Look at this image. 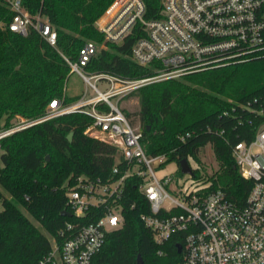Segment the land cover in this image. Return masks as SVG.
<instances>
[{
  "label": "trees",
  "instance_id": "trees-1",
  "mask_svg": "<svg viewBox=\"0 0 264 264\" xmlns=\"http://www.w3.org/2000/svg\"><path fill=\"white\" fill-rule=\"evenodd\" d=\"M114 1L23 0L32 15L40 14L56 30L52 44L35 28L27 35L12 30L14 12L0 0V130L14 126L21 118H40L54 98L71 105L82 97L68 94L66 84L71 74L69 60H78L87 41L107 46L99 47L85 65L90 73L108 72L124 79L152 73L131 58L134 43L146 34L140 22L118 43L106 40L97 28L96 20ZM143 1L146 19L162 16L163 0ZM134 93L139 97V110H123L128 118L138 116L148 154H165L164 164L176 162L180 174L179 160L193 158L211 180L208 191L222 189L231 200L245 201L252 181L241 174L233 148L239 141H249L264 120L257 112L264 108V56L150 83ZM92 123L90 115L75 111L1 139L0 264H37L50 251L51 238L61 240L60 232L68 221L86 223L103 214V207H91L80 219L67 196L68 187L81 175L102 182L119 176L113 172L118 147L86 133ZM71 131L74 135L69 141ZM208 144L219 163L212 174L200 158ZM119 164L122 170L126 168L124 162ZM140 180L127 179L120 200L125 221L106 234L92 264H139V254L143 264H176L179 260L177 244L183 238L175 234L159 244L142 219L150 213V204L139 189Z\"/></svg>",
  "mask_w": 264,
  "mask_h": 264
},
{
  "label": "built area",
  "instance_id": "built-area-1",
  "mask_svg": "<svg viewBox=\"0 0 264 264\" xmlns=\"http://www.w3.org/2000/svg\"><path fill=\"white\" fill-rule=\"evenodd\" d=\"M5 1L14 12L12 30L27 35L35 28L50 43L56 42L57 32L46 18L32 15L23 0ZM145 9L143 0H115L96 26L106 40L118 43L140 22L146 34L134 43L131 58L151 74L124 79L88 72L85 65L99 46L87 41L78 60L69 64L71 72H78L96 93H85L71 105L54 98L40 118L0 130L1 149V139L18 129L81 111L93 118L86 133L119 149L113 169L117 178L102 182L81 175L68 187V200L78 218H85L91 207H103V214L86 223L68 221L61 240L52 237L50 251L37 264H92L106 234L125 221L120 200L129 177L141 179L139 189L150 204V213L142 219L156 242L164 244L175 234L183 238L177 244L181 256L176 264H264V120L249 141H239L233 148L241 174L252 181L245 201L238 203L222 189L208 191L211 180L193 158L188 160L191 173L165 172L166 155L146 152L142 130L120 106L124 97L150 83L263 57L264 0H163L162 16L150 20ZM257 112L264 116L262 106ZM121 162L126 164L124 170Z\"/></svg>",
  "mask_w": 264,
  "mask_h": 264
},
{
  "label": "rangeland",
  "instance_id": "rangeland-1",
  "mask_svg": "<svg viewBox=\"0 0 264 264\" xmlns=\"http://www.w3.org/2000/svg\"><path fill=\"white\" fill-rule=\"evenodd\" d=\"M95 42L98 44V46L100 48L104 46L103 43H98L97 41H95ZM104 47H107V46H104ZM66 88H67L68 94H70V95H77V94L83 95V94L87 93L88 96H91V95L96 93V91H94L91 87L87 86L84 78L76 71H72L71 74L69 75V78H68L67 84H66ZM99 88L103 89L104 85L102 83H99ZM120 106L124 110L130 111L131 113L137 112L140 108V102H139L138 95L134 92L130 95H127L126 97H124L121 100ZM129 118H130V120L134 126L140 127L138 116L136 114L131 115ZM23 120H26V119L21 118L20 122H22ZM20 122L15 123V126L20 125ZM200 158H201L202 165H203L204 169L209 174H212L213 172H215L218 169L219 163L215 158V154H214L213 149H212L210 144L206 145L202 149V151L200 153ZM0 164H1V162H0ZM175 168H176V162L167 163V165L165 167V172H168V171L171 172V171L175 170ZM158 174H161V172L159 171ZM179 175H181V174L178 172L175 173V176H179ZM0 188H1V186H0ZM2 208H3V205H2V202L0 201V210ZM23 211L27 214V216L34 223H36L42 229V231L44 233H46L45 229L43 227H41L40 224L26 210H23Z\"/></svg>",
  "mask_w": 264,
  "mask_h": 264
},
{
  "label": "water",
  "instance_id": "water-1",
  "mask_svg": "<svg viewBox=\"0 0 264 264\" xmlns=\"http://www.w3.org/2000/svg\"><path fill=\"white\" fill-rule=\"evenodd\" d=\"M73 135H74V132H73V131H71V132L67 135V138L69 139V141H72V139H73ZM178 163H179L180 170H181V173H182V174H185V173H191V172H192V169H191L190 164H189V162H188L187 159L182 158V159L179 160ZM62 213H63L64 215H68V216L70 215V212H68V211H63ZM82 215L84 216V214H82ZM178 251H179V252L181 251V246H179ZM138 263H139V264H143V257H142L141 254L138 255Z\"/></svg>",
  "mask_w": 264,
  "mask_h": 264
},
{
  "label": "crops",
  "instance_id": "crops-1",
  "mask_svg": "<svg viewBox=\"0 0 264 264\" xmlns=\"http://www.w3.org/2000/svg\"><path fill=\"white\" fill-rule=\"evenodd\" d=\"M175 170H177V164H176V168H175ZM175 170H173V171H175ZM168 172H170V171H168Z\"/></svg>",
  "mask_w": 264,
  "mask_h": 264
}]
</instances>
